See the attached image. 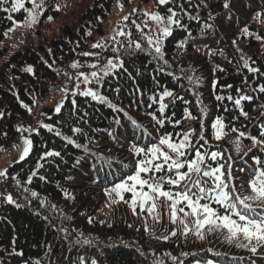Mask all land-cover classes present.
<instances>
[{"label": "trees", "instance_id": "16d2710c", "mask_svg": "<svg viewBox=\"0 0 264 264\" xmlns=\"http://www.w3.org/2000/svg\"><path fill=\"white\" fill-rule=\"evenodd\" d=\"M12 2L0 3V152L19 144L21 126L30 130L31 145L0 179V199L10 195L13 201L0 200V264H264V242L248 244L242 235L230 240L226 229L209 226L197 235L191 215L177 212L172 222L165 198H157L149 213L148 205L133 210L131 192L121 199L111 191L145 159L137 149L159 145L164 135L179 143L190 133L184 159L194 158L197 150L207 154L202 167L221 168L233 197L252 194L248 182L264 168V144L251 139L264 140V0L159 5L163 17L175 13L178 21L160 53L148 47L129 50L99 79L95 92L103 102L81 94L66 97L59 111L45 113L36 125L30 110L47 97L59 71L83 55L115 4L126 7L131 0H85L74 23L55 36L42 32L54 20L52 2L43 5L34 29L25 23L23 9L4 11ZM218 119L224 125L219 140L212 128ZM200 179L205 187L213 183ZM186 182L180 188L162 183L176 192ZM204 202L228 214L219 204ZM248 203L254 211L239 203L237 210L264 217V206ZM177 207L190 212L184 204ZM180 219L190 229L187 234ZM253 246L255 253L249 250Z\"/></svg>", "mask_w": 264, "mask_h": 264}, {"label": "snow or ice", "instance_id": "6c2138e0", "mask_svg": "<svg viewBox=\"0 0 264 264\" xmlns=\"http://www.w3.org/2000/svg\"><path fill=\"white\" fill-rule=\"evenodd\" d=\"M8 0H0V3H7ZM31 4L30 8H25V0H13L10 8H5L4 11L8 12H17L24 10L27 13V20L25 23L30 27L31 25L37 22V19L40 15L43 14V0L40 3H37V0H28ZM158 2L163 5L169 2V0H158ZM228 5L225 4V7ZM171 12V9H169ZM175 13H172L171 16L167 17V22L165 23V18L159 14H151V19L156 21L158 24L164 25L161 29L162 35L167 37L171 34V29L169 25L178 23L173 17ZM9 19H12L9 16ZM52 17H48V20H52ZM125 19H127L125 17ZM139 27V26H138ZM247 32V29L244 30ZM119 35H125V33L120 32ZM259 39V37H257ZM113 39H115L113 37ZM149 44H153V40L149 38ZM155 51L160 53L161 49L158 46L159 40L157 39ZM93 47H102V45L94 44ZM137 48L140 47L139 44L136 45ZM85 56L90 55V53H84ZM73 67H77V64H73ZM248 66L247 61H245V67ZM91 68H97L96 64L89 65ZM115 67L112 60L107 62V65L104 66V74L107 75L109 69ZM250 71H256L255 69H249ZM27 71L31 72L32 69L28 68ZM83 75V74H81ZM98 74L96 71L91 72V77L97 78ZM84 82L89 83L87 76H84ZM79 87V85H77ZM264 92V88L260 89ZM82 95L92 96L93 99H99L104 101V97L98 96V94L91 90H86ZM165 95L171 96V92H166ZM237 104L240 103L239 100L236 101ZM164 105L161 104V110H163ZM60 108L57 107L56 111H59ZM47 127V126H45ZM212 128L214 130V136L217 140L221 139L224 125L221 120H217L213 123ZM50 130V129H49ZM79 131V129H76ZM232 131H237L232 129ZM245 134L243 132L239 133V136L243 137ZM264 136V133H261ZM190 133H185L183 140L179 143H173L168 135L161 137L159 145H154L153 147L147 149H137V154L141 152L144 153L145 159L139 160L136 164L135 174L129 175L127 180L122 183L117 184L111 191L115 192L117 196H120L123 199L122 193L131 192V206L135 211V208L139 206L141 209L145 208V205H148L147 211L152 213L156 210V199L165 198L167 201H170V216L173 223L177 220V212L184 213V217L191 215L194 218V225L196 228V234L200 235V229L205 226L218 229H226L229 234V239L237 238L240 235L243 236V239L251 244L253 240L257 243L264 242V217L256 219L248 216L244 212L237 210V203L241 205L247 211H254L252 204L248 201L257 202L260 206H264V168H257L253 172V178L248 182L251 189V195L244 196L243 198L239 196L233 197L231 192L228 189V184L222 178L224 173L221 171V168L207 169L202 166L205 163V156L207 154H202L200 151H195V156L192 159H184L186 156V149L190 147L189 140ZM202 138V137H201ZM254 145L264 144V140H258L255 137H251ZM72 143V141H69ZM237 144V151H239V142ZM24 147L20 159L24 157L30 151L31 141L25 139L23 141ZM79 147V145H77ZM167 149V151L164 150ZM48 155H59V153H48ZM216 153L211 154V158H216ZM159 161V162H156ZM155 162V163H154ZM258 165L262 162L259 159L255 161ZM186 171L182 172L181 169ZM175 170V178L172 176H160L157 178L156 173L169 172L172 173ZM144 174L142 177L141 174ZM152 173L153 175H148ZM6 171H0V176H5ZM34 175V174H33ZM195 176V179L192 177ZM207 177L213 181L211 186L205 187V181H202L200 177ZM15 179V178H14ZM131 181V184L128 183ZM187 181L184 183L182 190L172 192L165 190L163 183L165 182L168 185L175 186L180 188L181 182ZM29 182H31V177H29ZM137 186H139L137 188ZM147 188V191H145ZM192 189H197L198 191H192ZM234 191V189L232 190ZM33 196L36 193H32ZM9 203H12V197L9 195L7 197ZM210 200L216 204H219L224 210L225 213H218L217 210L210 206L209 203L202 201ZM186 205L189 211H185L184 207H177L178 205ZM237 217L234 219L233 217ZM180 223L184 225L185 234L190 230L185 219H180ZM175 235V232H173ZM253 253L256 252V247L253 246L249 249Z\"/></svg>", "mask_w": 264, "mask_h": 264}, {"label": "rangeland", "instance_id": "374dc122", "mask_svg": "<svg viewBox=\"0 0 264 264\" xmlns=\"http://www.w3.org/2000/svg\"><path fill=\"white\" fill-rule=\"evenodd\" d=\"M84 1L43 0V5L47 2H52L53 5L50 8L55 12V16L54 20L50 21L42 29V32H45L48 36H55L65 25L74 23L73 20L79 15L78 8ZM40 2L41 0H39ZM159 5L161 4L158 0H131L126 7L115 4L112 13L106 16L91 35L87 48L84 49L85 51L83 50V55L76 57L73 61L69 62V65L65 69L59 71L56 84L51 86L47 97L35 104L36 106L30 110L34 125L42 122V116L46 115L45 113L55 111L66 97H73L86 90L95 92L99 79L105 75L103 68L109 60H112L115 65V67L109 69L108 73H111L129 50L134 51L135 49L139 50L140 47H145L146 49L150 48L148 50L155 51L157 39L159 40L158 46L160 47L165 38L161 32L164 25L158 24L150 18L151 14L161 15L158 11ZM166 22L167 18H165ZM35 25L36 23L31 25L30 28L34 29ZM120 32L125 33V35H119L118 33ZM149 38L153 40V44H149ZM94 44L102 45V47H93ZM137 44L140 45L139 48L136 47ZM84 53H90V55L85 56ZM73 64H77L78 66L73 67ZM92 64H96L97 68L89 67ZM92 71L97 72V78L91 77ZM84 76L88 77L89 83L86 84L84 82ZM30 125L32 126V124ZM26 130L27 128L23 129L21 126L19 129V144L8 152H0V171L7 172L13 163L20 160L24 147L23 141L25 139L28 140L27 136H29L30 130ZM1 178H4V176H0ZM17 190L22 191L18 188ZM1 195L0 200L7 201L9 195Z\"/></svg>", "mask_w": 264, "mask_h": 264}]
</instances>
